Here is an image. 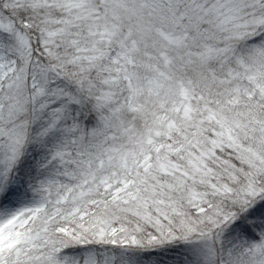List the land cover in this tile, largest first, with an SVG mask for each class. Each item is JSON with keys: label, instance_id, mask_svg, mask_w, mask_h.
Returning <instances> with one entry per match:
<instances>
[{"label": "snow or ice", "instance_id": "6c2138e0", "mask_svg": "<svg viewBox=\"0 0 264 264\" xmlns=\"http://www.w3.org/2000/svg\"><path fill=\"white\" fill-rule=\"evenodd\" d=\"M0 264H264V0H0Z\"/></svg>", "mask_w": 264, "mask_h": 264}]
</instances>
